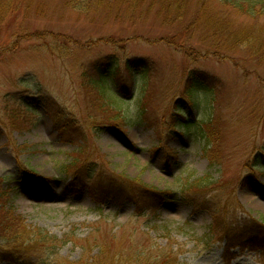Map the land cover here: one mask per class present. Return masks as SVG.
<instances>
[{
    "label": "rangeland",
    "instance_id": "rangeland-1",
    "mask_svg": "<svg viewBox=\"0 0 264 264\" xmlns=\"http://www.w3.org/2000/svg\"><path fill=\"white\" fill-rule=\"evenodd\" d=\"M175 1L0 0L5 206L58 239L52 258L89 241L128 263L264 264L254 229L224 236L264 223V0ZM124 179L163 198L140 210Z\"/></svg>",
    "mask_w": 264,
    "mask_h": 264
},
{
    "label": "trees",
    "instance_id": "trees-1",
    "mask_svg": "<svg viewBox=\"0 0 264 264\" xmlns=\"http://www.w3.org/2000/svg\"><path fill=\"white\" fill-rule=\"evenodd\" d=\"M176 1H180V0H176ZM244 1H246L248 4L247 9L245 10L246 12H251L252 10H254L255 5L259 3V2H252L248 0H240V2L234 0V3H236V5L240 7V6H243ZM260 4L261 3H259V5ZM177 5H180V3H178ZM95 69H96V72L99 74L98 76H100L96 78L95 81L97 80L102 81L101 77L105 78L106 76L105 71L102 70L101 67H95ZM114 75H115V72L112 74V76ZM192 88H193V84L190 85V87L188 88L190 91L188 99H190L189 97H191L193 93V91L191 90ZM4 98L6 99L7 96H4ZM206 136L207 135L203 133V137L206 138ZM83 167H84L83 165L77 166V168L75 169L73 178L77 179L79 176L81 178H85ZM105 175L106 174L104 172H101L99 170L95 175V178L99 180V184L93 190V196L95 199H98V196L101 190H103L101 189L103 187V184L109 181H112L108 179L107 177L105 179ZM210 179L211 177L209 175H205V177H201L200 178V180H202L201 185L203 186L201 188L209 187L208 185L211 183ZM124 180H125L124 181L125 184H121V185L134 184L136 188L137 186H140V188L142 189V190L131 189L133 190L131 191L132 196L128 198V199L133 200L138 205L139 209L140 208L143 209L144 206L150 209L151 206L149 207L146 206V205H149L147 204L146 200H151L150 196L152 197L155 196V199L158 200L160 198H163V194L165 193L164 190L160 191L158 190V188H155V187L150 188L146 184L138 181V179H131V180L124 179ZM4 182H5V179L0 178V230H1V233L3 234L6 233L7 237L9 236L10 239L8 238V244L6 246L0 245V257L2 258L7 257L13 261L14 260L17 261V259L28 260L29 259L28 257L30 256V252H32L34 249L40 248L41 254H38V256L35 257L36 264H147L146 261L144 262V261H141L140 259L134 261V263H128V260H127L128 255L123 254V253L115 254V252L113 254H109V248L105 245H102V246L99 245L98 249L95 251L93 255L87 256L88 253L93 251V247H92L93 245L89 241L87 245L80 244L83 251L81 253V257L77 260H71V259L69 260L65 257H57V256H55V258H52L51 256H49L50 255L49 252L53 251L56 253L55 249L57 247L56 242L58 239L56 237L51 238V236H49L44 230L40 228L31 230L30 228H28V226L26 227V225L23 224L24 223L23 218H19L20 216L19 217L16 216L17 215L16 213H11L10 211L7 210V206H5V203H6V200L7 201L9 200L8 198L9 195L7 191L8 187L4 185ZM73 182L75 181H72V183ZM126 188H128V190L130 189V187H126ZM121 193L122 192H120L119 187H118L116 188V190L111 189L109 192H107V196L112 197L114 200L120 202ZM201 199L202 201L200 203H197V202L196 203L203 207L204 203L206 202V199L203 197ZM213 214H214V218H216L217 214L216 216H215V213ZM237 227L240 229L242 234H240V236H235L234 234H229V235L224 234L226 240L229 239L230 241H232V239L245 238L246 237V235L244 234L245 231H247V229L248 230L254 229L257 235L255 236L256 238L248 237L250 239L253 238V241H251L250 243L254 245L257 244L258 247L264 250V231H262V229L264 230L263 222L256 220L253 223L250 222L248 226H246L244 223H239ZM259 234L261 235L259 236ZM255 239H258V241H256ZM69 240L64 241L63 244L68 243ZM43 248H46V249L50 248L49 249L50 251L47 252V254H45L43 252ZM171 257H172V260H174V257L172 255ZM169 261H170V258H165V256L163 259H159V260L156 257V259L154 261H151V263L149 262V264H168L167 262Z\"/></svg>",
    "mask_w": 264,
    "mask_h": 264
}]
</instances>
